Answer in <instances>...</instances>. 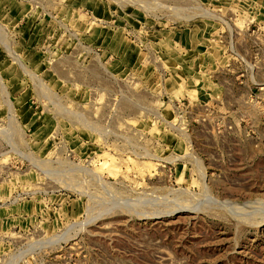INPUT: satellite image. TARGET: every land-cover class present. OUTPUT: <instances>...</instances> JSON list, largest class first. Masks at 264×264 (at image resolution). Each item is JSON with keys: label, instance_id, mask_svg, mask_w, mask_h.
<instances>
[{"label": "rangeland", "instance_id": "1", "mask_svg": "<svg viewBox=\"0 0 264 264\" xmlns=\"http://www.w3.org/2000/svg\"><path fill=\"white\" fill-rule=\"evenodd\" d=\"M254 82L264 0H0V264H264Z\"/></svg>", "mask_w": 264, "mask_h": 264}, {"label": "built area", "instance_id": "2", "mask_svg": "<svg viewBox=\"0 0 264 264\" xmlns=\"http://www.w3.org/2000/svg\"><path fill=\"white\" fill-rule=\"evenodd\" d=\"M252 83H253V82H252ZM254 84H255V85H260V86L264 85V83H256V82H254Z\"/></svg>", "mask_w": 264, "mask_h": 264}]
</instances>
